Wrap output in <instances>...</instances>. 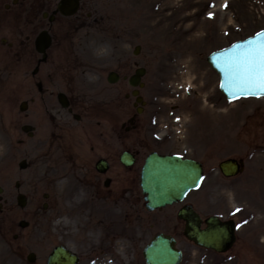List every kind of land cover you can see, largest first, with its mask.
Returning a JSON list of instances; mask_svg holds the SVG:
<instances>
[{
    "label": "rangeland",
    "instance_id": "374dc122",
    "mask_svg": "<svg viewBox=\"0 0 264 264\" xmlns=\"http://www.w3.org/2000/svg\"><path fill=\"white\" fill-rule=\"evenodd\" d=\"M112 1H115L114 6ZM98 2L99 9L90 19L60 18L52 23L55 39L52 49L60 46L64 53L61 56L53 53L56 56L49 57L39 74H32L38 56L24 39L28 35L33 37L43 24L36 19L18 21L12 13L0 8V187L4 189L0 195L2 201H9L0 216V243L5 235L11 240L18 235L16 243L24 244L20 250L12 248L13 241L8 249L0 247V264H31L26 260L29 253L38 256L35 264H46L48 253L59 243L81 252L82 264H89V257L99 255L94 246L103 239V234L99 235L101 232L96 226L86 219L72 222L60 205L59 209L55 206L51 217L39 207L46 201L44 193L50 191L48 177L56 179L51 163L53 154L72 159L70 154L82 153L92 146L93 138L82 142L73 136L76 132L82 135L80 129L91 127L94 132H89L88 137L93 134L97 141H115L111 139L113 131L108 130L110 118L115 115L118 152L140 145L136 133L121 128L135 103L133 97H126L131 92L128 81L123 78L115 84L107 81L111 71L129 77L139 66L147 69L144 77L147 88L142 91L149 104L147 111L155 110L170 126L169 143H164L161 151L179 152L204 161L206 151L213 154L206 162L205 184L201 193L194 194V204L205 216L217 214L237 222L238 241L234 249L224 255V264H264V100L230 103L219 91L218 76L207 62L212 51L264 28V0ZM3 36L17 38L15 44L2 43ZM9 41L14 43L11 38ZM137 46L141 50L135 55ZM56 63H60L57 71H47ZM39 82L47 86L45 93L38 92ZM59 90L70 96L74 109L82 114L81 121L73 120V126L68 124L70 117L60 119L63 111L49 102ZM32 99L34 102H30L28 109L20 111V103ZM177 105L179 111L171 109ZM48 107L56 109L55 114ZM139 116L141 121L147 117ZM178 117L181 122L175 124ZM25 124L35 128L34 137L30 138L21 130ZM195 126L199 128L200 137L190 135V140L187 131ZM60 128L67 130L66 134L58 133L64 135L61 139L51 137ZM160 130L161 134H168L161 127ZM206 131L210 132L207 137L203 135ZM152 138L154 144L157 143L154 136ZM44 140L53 143L52 149L43 147L41 141ZM35 142H38L36 151L31 149ZM227 158H243L245 171L234 178L224 177L223 181L217 168L220 160ZM23 159H27L30 166L20 170L18 164ZM72 160V165L68 163L63 170L70 174L67 189L83 191L81 201H85L90 190L79 181L89 176V160ZM60 161L58 165L63 163ZM18 181L21 183L19 191L15 186ZM19 192L29 201L23 210L17 207ZM174 211L175 207L165 210L170 213L166 215L170 225L167 229L179 232L178 226L175 228ZM143 214L144 210L140 211L141 220ZM120 215H116L117 219ZM148 217H143L141 230H135V217L129 225L123 219L122 222L117 220L116 229L119 233L137 232L140 239L143 225L149 226ZM21 219L30 221L31 227L19 228ZM139 243L141 247L144 240ZM183 244L186 245L183 264L223 262L222 258L214 259L200 249ZM123 249L120 246V250ZM120 258H127L124 252Z\"/></svg>",
    "mask_w": 264,
    "mask_h": 264
},
{
    "label": "water",
    "instance_id": "95a60500",
    "mask_svg": "<svg viewBox=\"0 0 264 264\" xmlns=\"http://www.w3.org/2000/svg\"><path fill=\"white\" fill-rule=\"evenodd\" d=\"M258 37L259 35L250 40H256ZM250 40L237 42L231 47L216 52L208 58L209 63L216 69L221 77V91L230 100L247 96V94L231 85L223 69L226 68L227 62L239 51L240 47L247 44ZM229 163L231 162L224 164V170L227 175L235 171L232 168H227ZM198 167L199 165L197 163L181 161L177 157L151 156L148 159L146 166L147 171L145 173V186L147 187L150 204H154V206L164 205L167 202L182 198L189 189L195 188L200 181V170ZM194 169H196L195 173L190 174L191 172H189V170ZM190 214L196 217L193 213ZM188 229L194 230V225L190 222L188 223ZM228 233L232 234V229H229ZM188 235L198 243H203L192 236L189 231ZM227 242L230 243L231 240ZM172 245L173 242H171V240H160L162 250L160 251V257L157 255L159 258L154 254V264L157 263V259H159V264H179L181 254L174 250Z\"/></svg>",
    "mask_w": 264,
    "mask_h": 264
},
{
    "label": "flooded vegetation",
    "instance_id": "af4514ba",
    "mask_svg": "<svg viewBox=\"0 0 264 264\" xmlns=\"http://www.w3.org/2000/svg\"><path fill=\"white\" fill-rule=\"evenodd\" d=\"M9 3L13 4V8L14 9L12 11V13H16V15L19 18H24L29 16L31 13H39V11H41L44 8H48L50 10V13H52L53 15L56 12V8H57V1L56 0H6ZM10 9V10H11ZM44 13V12H43ZM57 15H54V17H56ZM64 53V50H60V52H58V55H62ZM58 58V57H57ZM60 66V63L56 64V68L58 69V67ZM44 73V72H43ZM46 91H43L42 93H45ZM72 103V102H71ZM110 125L108 130L110 129V131H113L112 133V140H115V135H116V117L115 115H112L109 121ZM67 130L60 128V129H56V132L52 133L51 137H54L56 139H61L65 134H66ZM58 133L64 134V135H59ZM74 137H76V139H81V135L79 132H76L74 135ZM93 149L97 150V153L99 155H102L103 158H105L108 162H111L112 160H114L117 156V147H116V140L115 141H111L110 139H103L101 141H97L96 147H94ZM74 157H81L82 154H78V155H71ZM96 180H97V184L98 186H100L101 183V179L100 176L96 175L95 176ZM111 182H112V178L110 177ZM111 189H113L112 186H110L109 188H105V190L101 189V195L106 199H113L116 200L117 199V190L111 191ZM117 189V188H114ZM120 189L122 190L120 193L123 195H128V204L130 205V208H135L138 205V202L135 200L136 197V189L134 186L130 185V186H121ZM100 246V245H99ZM100 254L102 255V257H104L105 259L101 258L98 260V264H124L123 262L117 260L115 257L116 254V248L115 246L111 245L110 242V248L109 245H104V249L103 250H99ZM108 254V256L106 255ZM108 258V261H106V259ZM97 261V260H96ZM95 261V262H96ZM92 264V263H90ZM128 264H133L131 261ZM136 264H139L138 260L136 261Z\"/></svg>",
    "mask_w": 264,
    "mask_h": 264
},
{
    "label": "snow or ice",
    "instance_id": "6c2138e0",
    "mask_svg": "<svg viewBox=\"0 0 264 264\" xmlns=\"http://www.w3.org/2000/svg\"><path fill=\"white\" fill-rule=\"evenodd\" d=\"M223 70L233 87L249 97L264 98V33L242 45Z\"/></svg>",
    "mask_w": 264,
    "mask_h": 264
}]
</instances>
